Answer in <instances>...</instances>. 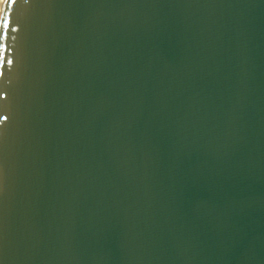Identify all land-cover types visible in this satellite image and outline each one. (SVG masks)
Returning <instances> with one entry per match:
<instances>
[{"label":"water","instance_id":"water-1","mask_svg":"<svg viewBox=\"0 0 264 264\" xmlns=\"http://www.w3.org/2000/svg\"><path fill=\"white\" fill-rule=\"evenodd\" d=\"M0 264H264V0H5Z\"/></svg>","mask_w":264,"mask_h":264},{"label":"bare ground","instance_id":"bare-ground-1","mask_svg":"<svg viewBox=\"0 0 264 264\" xmlns=\"http://www.w3.org/2000/svg\"><path fill=\"white\" fill-rule=\"evenodd\" d=\"M4 2L5 0H0V23H1V15L3 12V8H4Z\"/></svg>","mask_w":264,"mask_h":264}]
</instances>
